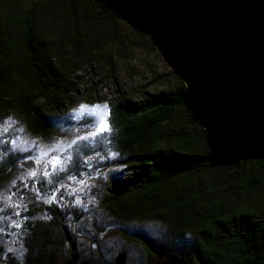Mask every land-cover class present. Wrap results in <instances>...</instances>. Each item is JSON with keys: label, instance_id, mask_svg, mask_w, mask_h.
I'll list each match as a JSON object with an SVG mask.
<instances>
[{"label": "trees", "instance_id": "16d2710c", "mask_svg": "<svg viewBox=\"0 0 264 264\" xmlns=\"http://www.w3.org/2000/svg\"><path fill=\"white\" fill-rule=\"evenodd\" d=\"M248 1L0 0V115L16 111L34 136L71 132L72 120L46 110L65 111L100 71L117 82L135 51L156 50L173 69L161 92L110 109L120 163L134 172L108 192L106 211L194 241L157 251L144 237L145 264H264V64L246 42ZM25 212L38 217L26 221L22 264H79L60 210ZM1 234L0 263L12 264L14 255L1 259L12 241ZM113 264L128 263L119 255Z\"/></svg>", "mask_w": 264, "mask_h": 264}, {"label": "rangeland", "instance_id": "374dc122", "mask_svg": "<svg viewBox=\"0 0 264 264\" xmlns=\"http://www.w3.org/2000/svg\"><path fill=\"white\" fill-rule=\"evenodd\" d=\"M263 2L248 1L253 20ZM262 9L261 25H255L252 41L246 42L252 49L259 48L257 57L264 64V6ZM100 74L91 85L81 86L79 96L71 99L65 111L46 110L54 122L72 120L71 132L62 130L42 138L27 132L16 111L0 115V241L4 229L12 240L2 253L4 263L9 261V253L15 256L12 264H22L26 221L38 217L25 212L32 209L42 216L49 209L62 212L77 233L79 264L86 260L113 264L119 255L128 264H145L144 237L157 251L194 245L186 231L151 219L120 221L103 205L108 192L123 188L134 172L120 163L123 155L114 145L116 130L110 109L116 101L136 102L147 93L161 92L173 81V69L161 53L142 49L117 65V82L107 79L104 70ZM80 105L86 108L82 110ZM82 111L97 112V123L76 120L82 118ZM104 124L108 127L101 132ZM14 169L18 175L10 178Z\"/></svg>", "mask_w": 264, "mask_h": 264}, {"label": "snow or ice", "instance_id": "6c2138e0", "mask_svg": "<svg viewBox=\"0 0 264 264\" xmlns=\"http://www.w3.org/2000/svg\"><path fill=\"white\" fill-rule=\"evenodd\" d=\"M104 107H106V105ZM85 108H86L85 105H80V109L83 110ZM98 115L99 114L97 112H90V113L89 112H84V111L81 112V116H82V118L84 119V121L86 123L96 124L97 123V116ZM107 127H108V125L107 124H104V126L101 127L99 130L101 132H103V131H105L107 129ZM31 174L32 175H35L34 173H31Z\"/></svg>", "mask_w": 264, "mask_h": 264}, {"label": "bare ground", "instance_id": "6f19581e", "mask_svg": "<svg viewBox=\"0 0 264 264\" xmlns=\"http://www.w3.org/2000/svg\"><path fill=\"white\" fill-rule=\"evenodd\" d=\"M262 1V0H261ZM264 3V2H263ZM264 5H262L261 4V6L259 5V6H257L258 7V10H257V12H254V14L256 13V18H255V20H254V25H261V23H260V20H259V17H260V14H261V11L263 10L262 9V7H263ZM259 51V48L256 50V52H258Z\"/></svg>", "mask_w": 264, "mask_h": 264}]
</instances>
